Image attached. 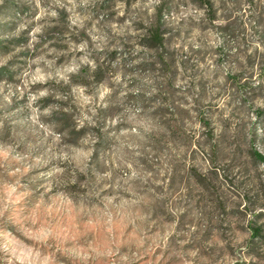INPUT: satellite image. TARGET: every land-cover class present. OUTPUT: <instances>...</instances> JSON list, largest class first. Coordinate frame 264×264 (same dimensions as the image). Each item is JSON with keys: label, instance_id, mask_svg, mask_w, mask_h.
I'll return each mask as SVG.
<instances>
[{"label": "rangeland", "instance_id": "rangeland-1", "mask_svg": "<svg viewBox=\"0 0 264 264\" xmlns=\"http://www.w3.org/2000/svg\"><path fill=\"white\" fill-rule=\"evenodd\" d=\"M0 264H264V0H0Z\"/></svg>", "mask_w": 264, "mask_h": 264}, {"label": "trees", "instance_id": "trees-1", "mask_svg": "<svg viewBox=\"0 0 264 264\" xmlns=\"http://www.w3.org/2000/svg\"><path fill=\"white\" fill-rule=\"evenodd\" d=\"M204 1H206V0H204ZM154 38L156 39V40H158L159 42H162V36L160 35V34H155L154 35ZM261 156V155H260Z\"/></svg>", "mask_w": 264, "mask_h": 264}]
</instances>
